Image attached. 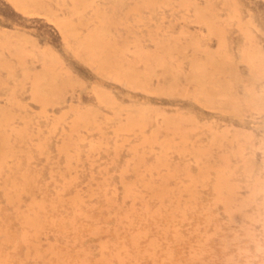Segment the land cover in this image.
<instances>
[{
	"label": "rangeland",
	"instance_id": "rangeland-1",
	"mask_svg": "<svg viewBox=\"0 0 264 264\" xmlns=\"http://www.w3.org/2000/svg\"><path fill=\"white\" fill-rule=\"evenodd\" d=\"M0 264H264V0H0Z\"/></svg>",
	"mask_w": 264,
	"mask_h": 264
},
{
	"label": "bare ground",
	"instance_id": "bare-ground-1",
	"mask_svg": "<svg viewBox=\"0 0 264 264\" xmlns=\"http://www.w3.org/2000/svg\"><path fill=\"white\" fill-rule=\"evenodd\" d=\"M15 1V0H14ZM16 1H21V0H16ZM16 3V2H15ZM148 3V2H147ZM18 4V3H17ZM21 3H20V7H21ZM27 5H28V3H27ZM210 5H211V3H210ZM207 6V5H206ZM23 7H24V4H23ZM28 7V6H27ZM186 7H187V5H186ZM22 9V8H21ZM248 23V22H247ZM103 41V40H102ZM193 46V45H192ZM195 55V54H194ZM146 63V62H145ZM116 70V69H115ZM53 78V77H52ZM156 90V89H155ZM150 91V90H149ZM253 96V95H252ZM87 115V114H86ZM134 125V124H133ZM188 141V140H187ZM71 178V177H70ZM160 182V181H159ZM75 195V194H74ZM77 195V194H76ZM74 198V197H73ZM230 200V199H229ZM73 201V200H72ZM180 201V200H179ZM157 209V208H156ZM155 209V210H156ZM242 213V212H241ZM245 215V214H244ZM38 228V227H37ZM35 229V228H34ZM39 229V228H38ZM36 230V229H35ZM31 234V233H30ZM33 234V233H32ZM38 235V234H37ZM38 239V238H37ZM40 246V245H39Z\"/></svg>",
	"mask_w": 264,
	"mask_h": 264
}]
</instances>
